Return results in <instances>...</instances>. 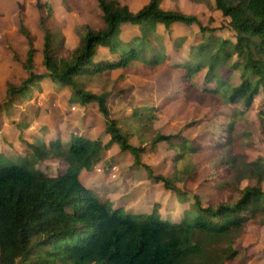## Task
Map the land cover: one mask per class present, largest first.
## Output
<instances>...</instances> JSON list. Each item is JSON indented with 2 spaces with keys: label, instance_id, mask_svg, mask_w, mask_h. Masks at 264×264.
<instances>
[{
  "label": "trees",
  "instance_id": "trees-1",
  "mask_svg": "<svg viewBox=\"0 0 264 264\" xmlns=\"http://www.w3.org/2000/svg\"><path fill=\"white\" fill-rule=\"evenodd\" d=\"M76 1L81 3H63L69 9H80L72 4ZM164 1L150 0L135 12L120 0H98L102 25L79 26L80 44L68 52L57 46L58 33L48 24L54 12L52 5L39 3L41 10H49L41 22L46 32L42 63L45 71L36 70L32 45L26 64L29 76L20 86L8 87L7 100H19L50 77L71 91L72 101L99 103L111 139L106 145L100 139L85 136H73L68 141L39 140L31 145L32 151L23 162L0 166V264H226L241 258L236 240L250 219L264 214L263 163L248 162L236 155L222 160L235 173L242 161L259 185L246 186L233 200L220 199L206 205L196 196L177 222L151 219L154 211L124 214L111 202L102 201L80 177L81 171L91 170L102 159L111 143L126 151H138L129 143L134 123L126 122L128 129L124 131L111 115L109 93L86 90L84 78L139 65L144 71L164 66L169 53L165 39L157 31L159 23L167 29L174 23L197 24L201 29V41L191 46L189 60L175 65L185 76L188 88L192 85L188 82L190 74L207 68V82L216 85L207 95L224 104L244 103L246 107L261 97L260 113L264 116V0H215L216 7L230 18L235 41L217 35V28L203 25L196 15L165 10ZM128 26H136L139 33L126 39L123 36ZM21 30L29 35L23 16ZM184 41V37L180 38L174 47L179 51ZM103 48L109 53H103ZM223 69L239 71L240 82L231 84L229 77L221 74ZM133 113L130 119L141 126L155 118L149 105H140ZM164 140L172 142L173 136L159 134L155 143ZM188 143L174 142L178 157L198 151ZM48 160H64L69 165L67 171L51 176L37 168ZM225 166L214 167L207 181L226 177ZM155 180L169 190L175 187L171 177L159 175Z\"/></svg>",
  "mask_w": 264,
  "mask_h": 264
},
{
  "label": "rangeland",
  "instance_id": "rangeland-1",
  "mask_svg": "<svg viewBox=\"0 0 264 264\" xmlns=\"http://www.w3.org/2000/svg\"><path fill=\"white\" fill-rule=\"evenodd\" d=\"M80 1L72 3L80 9H69L63 0H0V166L23 162L25 155L32 151L31 145L39 140L68 141L73 136H85L100 139L104 145L110 142L99 103L72 101L71 91L50 77L44 78L19 100H7L8 87L20 86L29 76L26 64L32 45L38 63L36 70L45 71L42 63L46 32L41 22L49 10L46 7L41 10L40 2H49L53 7L48 24L58 33L60 50L73 51L79 46V26L102 25L98 0ZM120 1L135 12L150 2ZM162 7L196 15L203 25L217 28V35L236 40L230 18L216 7L215 0H165ZM22 16L29 35L21 30ZM156 28L165 39L164 46L169 53L164 66L144 71L139 65L84 78L86 90L109 93L111 115L119 120L124 131L128 129L126 122L134 123L129 143L138 151H126L119 144L111 143L102 159L91 170L81 171L80 177L102 201L111 202L113 208H120L124 214L154 211L151 219L160 217L177 222L182 220L185 209L194 203L196 196L206 205L220 199L233 200L246 186L259 185L242 161L236 173L221 162L236 155L248 162L264 164V116L260 113L261 97L256 98L251 107H246L244 103L224 104L207 95V91L216 87L206 80L207 68L190 74L187 80L192 85L188 88L185 76L175 65L186 63L191 46L201 41L197 24L174 23L167 29L159 23ZM138 33L136 26H128L123 37L129 39ZM182 37L185 41L178 51L174 46ZM102 52L109 53L104 48ZM221 74L229 77L231 84L240 82L239 71L223 69ZM140 105H149L155 114L154 120L144 126L130 119ZM159 134L173 136L172 142L155 143ZM182 140H187L198 151L178 157L179 151L173 144ZM220 165L225 166L223 175L226 177L216 182L207 181L213 168ZM68 166L64 160H48L39 163L37 168L56 176L65 173ZM159 175L171 177L174 189L169 190L164 183L157 182L155 176ZM261 184L264 188V180ZM235 246L241 258L226 264H264V214L249 220Z\"/></svg>",
  "mask_w": 264,
  "mask_h": 264
},
{
  "label": "crops",
  "instance_id": "crops-1",
  "mask_svg": "<svg viewBox=\"0 0 264 264\" xmlns=\"http://www.w3.org/2000/svg\"><path fill=\"white\" fill-rule=\"evenodd\" d=\"M69 91V90H68ZM56 140V139H55Z\"/></svg>",
  "mask_w": 264,
  "mask_h": 264
}]
</instances>
